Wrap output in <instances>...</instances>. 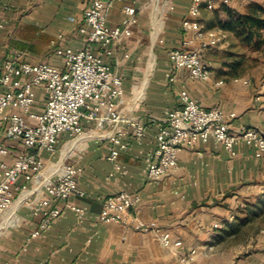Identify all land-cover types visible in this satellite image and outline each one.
Instances as JSON below:
<instances>
[{
	"label": "crops",
	"instance_id": "obj_1",
	"mask_svg": "<svg viewBox=\"0 0 264 264\" xmlns=\"http://www.w3.org/2000/svg\"><path fill=\"white\" fill-rule=\"evenodd\" d=\"M94 1L0 0V66L5 59L24 53L31 63L61 68L55 47H83L79 28ZM137 1L139 22L131 37L115 44L109 62L123 78L122 113L142 120L144 137L129 138L128 149L114 162L109 160L111 146L103 137L111 131L110 125L95 133V124L84 120L83 135L61 137L55 153H43L44 174L56 178L67 165L82 168L78 187L85 196L72 203L84 213L64 210L48 230L33 238L39 219L25 202L28 194L18 195L0 220V264H179L192 248L198 250L193 264H264V249L239 258L234 255L237 248L222 253L224 243L214 241L241 202L263 197L264 160L254 157L253 148L239 142L236 156H231L222 144L210 139L181 152L176 171L158 181L147 177L159 140L156 120L180 107L182 91L204 108L236 114L232 125L236 131L264 124V81L260 84L249 75H228L218 49L202 51L211 70L205 83L192 80L188 70H175L172 53L182 45V22L192 0ZM254 1L225 0L215 11H203L201 19L208 29L219 28L211 20L215 15L222 19L227 9L245 14ZM122 7L123 2L109 7L110 26L120 24ZM229 37L231 42L233 35ZM35 94L34 110L41 112L47 94L44 89ZM119 193L140 195L139 217L156 222L158 235L169 232L183 246L169 250L155 233L99 222L103 201Z\"/></svg>",
	"mask_w": 264,
	"mask_h": 264
},
{
	"label": "built area",
	"instance_id": "obj_2",
	"mask_svg": "<svg viewBox=\"0 0 264 264\" xmlns=\"http://www.w3.org/2000/svg\"><path fill=\"white\" fill-rule=\"evenodd\" d=\"M113 2H123L122 20L110 26L107 12ZM225 0H192L188 15L182 22V45L173 50L175 70H188L190 78L201 83L211 77L210 67L202 58L205 49H227L229 33L223 29H208L201 17L203 11L213 12ZM139 22L137 0H95L84 13L79 33L83 47L56 46L55 56L61 68L48 63H31L18 53L5 59L0 66V220L11 210L18 195L28 194L25 202L33 217L39 219L32 237H39L63 214L84 210L72 203L83 198L78 187L83 169L67 165L56 178L44 174L43 153L56 152L60 138L75 139L85 133L83 121L95 124L94 132L112 126L103 137L109 142L111 162L128 149L129 138L142 139L145 125L138 117L122 113L125 104L124 82L113 70L109 60L114 46L132 36ZM2 26H0L1 28ZM63 36H59L61 40ZM53 44H56L54 42ZM175 78H171L174 82ZM248 83V82H246ZM47 94L45 108L34 110L36 91ZM236 114L219 108H204L187 91L180 93V107L157 119L159 140L155 160L148 168L149 180L158 181L179 168V155L197 144L216 140L236 156L239 142L254 149V157L264 160V124L257 128L233 130ZM13 146V148L10 145ZM11 159V163L7 162ZM45 193V197H39ZM33 196V200L29 198ZM264 197V186H263ZM142 198L138 194L119 193L102 203L99 222L118 223L138 232L158 235L156 222L139 217ZM161 245L169 250L183 246L169 232L158 235ZM198 250H188L179 264H193Z\"/></svg>",
	"mask_w": 264,
	"mask_h": 264
},
{
	"label": "rangeland",
	"instance_id": "obj_3",
	"mask_svg": "<svg viewBox=\"0 0 264 264\" xmlns=\"http://www.w3.org/2000/svg\"><path fill=\"white\" fill-rule=\"evenodd\" d=\"M254 2L263 3V0ZM211 20L217 21L220 25L221 22H227L228 17L225 14L224 18L219 19L215 15ZM220 53L223 58L230 56L242 62L238 71L242 76L249 75L254 82L260 84L264 81V46L256 50L233 36L230 46L221 50ZM262 200L264 197L250 203L241 202L235 210L234 217L224 222L223 232L221 231L214 240L220 244L224 243L220 252H227L233 247L238 249L234 251V255L245 258L250 253H256L258 248L264 249V204Z\"/></svg>",
	"mask_w": 264,
	"mask_h": 264
},
{
	"label": "trees",
	"instance_id": "obj_4",
	"mask_svg": "<svg viewBox=\"0 0 264 264\" xmlns=\"http://www.w3.org/2000/svg\"><path fill=\"white\" fill-rule=\"evenodd\" d=\"M227 22H221L219 27L232 34L243 44L251 45L256 50L264 46V0L263 3L252 2L245 14L234 10H226ZM223 67L228 69V75L233 77L241 76L239 68L242 62L235 58L226 56L222 59ZM264 204V200H262Z\"/></svg>",
	"mask_w": 264,
	"mask_h": 264
}]
</instances>
